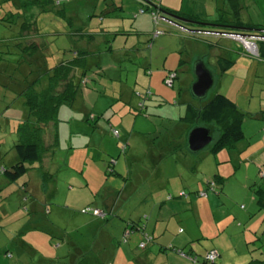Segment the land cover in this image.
<instances>
[{
    "label": "rangeland",
    "instance_id": "rangeland-1",
    "mask_svg": "<svg viewBox=\"0 0 264 264\" xmlns=\"http://www.w3.org/2000/svg\"><path fill=\"white\" fill-rule=\"evenodd\" d=\"M23 1L14 2L13 13L24 10ZM40 1H52V4H48L44 12L39 7H29L25 12L28 25H32L33 20L36 22L37 34L32 29L21 35L23 19L14 15V21H3L5 8H0V79L10 76L23 83L24 77L30 74L24 75V70L33 71L35 76L43 75L47 68L73 60L76 51L86 50L89 55L85 68L74 73L82 91L71 105H61L53 125L58 133V148L52 151L54 168L45 167L43 162L28 167L33 181L40 177L35 181L34 194L39 192V195L36 199L32 191H24L22 195V184L11 182L8 183L12 186L9 193L4 188L0 191V264H110L119 251L130 258L127 264L134 263L131 258L143 253L152 241H145L144 236L141 242L144 247L129 250L135 236L129 238L128 230L132 232L139 216L146 225L145 214L150 215V190H154L152 183L156 173L206 182L216 177L224 179L223 188L217 189L218 206L201 208L199 218L190 208L189 199L171 192L175 198L171 205L180 204L175 208L183 213L184 219L182 224L175 217L173 223L179 228L191 227L196 235L190 246L195 249L197 264H211L206 256L214 249L224 258L217 264H264V209L257 206L254 192L258 186L264 190V62L246 55L234 41H220L227 49L232 46L233 53L227 59L234 65L225 73L216 65L219 80L208 96L221 93L245 114L243 152L235 156V150L225 149L211 155L207 148L193 154L187 145L184 149H179L178 145L181 143L178 133L183 127L186 128L185 143L191 129L197 127L177 121L179 113L186 114L180 106L179 95L185 91L191 94L194 62L189 61L188 66L181 64L193 50L180 45L182 30L175 24L181 23L168 14H209L208 19L213 21L231 20L232 16L224 8L225 1ZM161 4L163 11H159V15L164 19L156 25L149 12L157 10ZM241 6L242 22L264 26V0H242ZM157 30L165 34L154 38ZM38 34L45 49L36 54L38 65H33L28 62L33 55L27 50L23 54L21 50L25 43L36 40ZM90 36L94 39H89ZM24 37L26 42L20 45ZM220 42L215 44L221 47ZM170 74L178 75L172 86L165 82ZM148 89L151 100L141 111L138 106L144 96L138 98L137 95H145ZM15 97V90L0 84V151L12 149L17 141L18 125L29 119L23 103L18 101L21 98L12 101ZM190 99L193 100L192 94ZM174 115L178 117H172ZM163 117L173 121L163 120ZM52 136L51 130L42 140L50 142ZM47 152L48 149L45 154ZM162 153L164 160L154 172V159ZM185 161L190 162V168L183 165ZM109 162L113 168L108 167ZM93 170L94 183L86 190L84 175L88 176ZM111 170L115 172L111 174ZM135 177H140L141 181ZM2 179L0 176V181ZM117 181L121 183L119 191L129 184L125 195L129 198L121 200L122 211L121 214L117 211L118 215L103 208L99 201L100 194L110 191L109 186L119 187ZM72 186L74 192H71ZM94 186L102 191L93 194L90 188ZM134 186L142 191L136 197L129 194ZM178 189L182 190L180 183ZM78 193L83 194L79 198L73 195ZM166 195L168 193L163 199ZM164 206L170 205L167 202ZM87 208L89 212L84 211ZM95 210L103 211L102 215H97ZM118 226L121 230L127 226L124 235L122 231L117 234ZM108 234L110 236L104 238ZM166 252L182 256L173 246L167 247Z\"/></svg>",
    "mask_w": 264,
    "mask_h": 264
},
{
    "label": "trees",
    "instance_id": "trees-1",
    "mask_svg": "<svg viewBox=\"0 0 264 264\" xmlns=\"http://www.w3.org/2000/svg\"><path fill=\"white\" fill-rule=\"evenodd\" d=\"M16 0H0V8H5V13L2 16L1 20L3 21H14V15L18 18L23 19L21 35L28 34L30 30L37 31L36 22L33 20L32 25H28L25 21V12L29 7H39L41 12H44L45 8L48 4H52V1H40V0H24L22 5L24 10L16 11L18 13H13L14 2ZM226 4L230 6V13L235 16L234 22H228L223 18L216 21H207L199 19L196 16L188 15L180 12H169L165 9V13L171 17H175L176 19H182L188 21L192 25H218V27L222 26L226 29H231L232 26H237L245 29L247 31L246 34L254 36L257 39V44L259 48L260 57L257 58L259 61L264 62V26L257 24H245L241 21V12L243 11V7L241 6L242 0H224ZM13 3V5H11ZM57 5H60L59 2ZM157 10L151 11L152 19L154 20L153 13L163 11L162 7L159 5L156 7ZM142 13L146 12V10H141ZM17 18V19H18ZM210 22V23H209ZM155 23V20H154ZM225 24L226 26L222 25ZM156 25H158L156 23ZM199 27V26H198ZM217 27V26H215ZM214 27V28H215ZM205 28V27H204ZM209 28V27H208ZM213 29V28H210ZM160 33L159 35H156ZM37 34V32H36ZM165 32L156 31L154 33V38L164 35ZM26 36V35H25ZM84 36V35H82ZM220 36V35H218ZM23 37V36H22ZM24 42H21L20 45L26 42V37ZM89 39H94L93 36H90ZM26 46L22 48L21 52H25L26 50L33 55L28 62L29 64L38 65L36 62L37 57L36 54L42 53L45 49V46L41 44L39 40V34L36 40H30L29 43H25ZM24 54V53H23ZM75 57L71 61H62L56 66H52L47 68V72L43 75H33V71L24 70V75L30 72L28 78H25L23 81V89L18 92V95H22L25 99V105L29 111V119H27L24 123L19 126V140L14 145V150L17 154L18 161L13 166L8 169H2V173L7 178L9 182H17L20 178L25 176L29 171V166L42 162L43 155L45 152L50 149H54L58 145V133L54 129L56 124L58 113L61 105L73 103L82 91V85L80 83H76L74 73L76 70H80L85 68L87 57L89 55L88 51L80 50L74 53ZM42 63V62H40ZM234 65L231 60L220 57L218 60V69L225 73ZM44 66V65H43ZM42 66V67H43ZM41 67V68H42ZM30 70V69H29ZM171 75V74H170ZM169 75V76H170ZM177 78V74H175ZM35 77V78H34ZM166 80V79H165ZM21 81V80H20ZM27 83V85H26ZM43 89L42 92L41 88ZM135 94V92H134ZM150 89L147 90L145 95L138 94L137 97L144 96V100L139 104V109L144 111L146 109V103L151 99ZM245 114L238 108L237 104L229 99L227 96L216 93L214 96L209 97L204 103L201 105L195 106L190 104L187 106L186 114L182 118V122L188 123L189 125H212L215 128V141L214 144L210 146L213 154H217L222 150L234 151L237 154L243 152L244 146L243 142L245 139L243 124H244ZM192 128V127H191ZM50 129H54V135L51 138L50 142L43 141V137L47 135ZM217 132V133H216ZM117 135V133H116ZM46 143V144H45ZM187 145V142H186ZM247 146V145H246ZM126 147L123 146L124 150ZM125 152V151H124ZM112 163H116L115 160ZM109 168H113L111 166V162H109ZM114 170H111L110 173L113 174ZM224 185V179L220 177H216L215 179L206 183V189L203 192L198 193L201 195L202 193H216L218 187L221 189ZM257 198V206L260 209H264V190L262 187L258 186L254 189ZM186 195L181 194V197ZM207 197V196H206ZM170 199V198H169ZM133 227V226H132ZM131 231L128 230V234ZM126 234V233H125ZM216 264V261L214 262Z\"/></svg>",
    "mask_w": 264,
    "mask_h": 264
},
{
    "label": "crops",
    "instance_id": "crops-1",
    "mask_svg": "<svg viewBox=\"0 0 264 264\" xmlns=\"http://www.w3.org/2000/svg\"><path fill=\"white\" fill-rule=\"evenodd\" d=\"M161 7H163V5L161 4ZM218 8V6L216 7ZM224 8L226 9V11H229V15L232 16L233 19L231 20H226L228 22H234V18L235 16L232 15L230 13L231 9L230 6L228 4H226L225 2V6ZM226 14V15H227ZM199 19L202 20H207L212 22L213 20L208 19L210 17L209 14H207L206 16H201L198 15L196 16ZM216 21V20H214ZM209 22V23H210ZM181 26H184L185 24L180 22ZM245 24H247L246 22H244ZM224 26H226L225 24H223ZM189 30H193V29H199V30H206V31H218V32H236V33H247V31L241 27H237V26H232L231 29H226L225 27H215L218 25H213L212 27H205L204 26H208V25H204L202 28L198 27L197 25H192V24H187L185 25ZM215 27V28H214ZM213 28V29H210ZM182 34H181V38H180V45L184 48H188L190 47L193 51L191 53H189L187 55V57L182 61L181 64L184 66H188L187 63H189V61L197 63L199 61H202L206 68L211 72L214 80H215V84L216 82L219 80L218 77V72H217V68L216 65H218V60L220 57H224V58H229L231 56V54L233 53L232 50V46H228L229 49L225 48L224 43L220 42L222 40L225 41H230L227 40L226 38H222L220 36H215L212 35L210 33L206 34H195V33H191L186 31L185 29H182ZM220 37V38H218ZM219 41L221 44V47L219 45H216L215 42ZM219 46V48H217ZM207 47L209 48V50H207ZM239 47V46H238ZM238 47L236 48L237 50ZM238 57L240 58V56L238 55ZM187 60V61H186ZM239 61V59L237 60ZM190 65V64H189ZM188 69V67H186ZM172 71V70H170ZM9 76V75H8ZM178 78V75H177ZM176 78V79H177ZM196 81L194 72L191 73V84H193ZM0 84L3 85H7L11 88V90H15V99H12V101H16L19 99L18 101H21L24 105V107L27 110V113L29 114L28 108L25 105V99L22 95H18V92L20 90L23 89V83L21 81H17L16 79H14L13 77L7 78L6 76H4V79H0ZM174 84V83H173ZM172 84V85H173ZM190 84V85H191ZM134 92H136V89H134ZM133 92V93H134ZM191 98V94H189V92L185 91L183 92L181 95H179V99L182 101V103L180 104V106L183 107L184 111H186L187 106L190 104H193L195 106H200L201 103H204L209 96L205 99V100H197L193 97L192 95V99ZM11 109V108H9ZM186 113V112H185ZM180 118L177 121H180L182 124H186L188 125V123H184L182 122V118L184 117V114L181 116V113H179ZM165 115V114H162ZM161 115V116H162ZM160 116V115H159ZM177 115H174L172 117L177 118ZM158 117V116H157ZM12 120V119H10ZM15 120V119H14ZM163 120H168V121H173V120H169L168 117H163ZM18 122V121H17ZM23 123V121L18 125V129L19 126ZM17 129V136L15 138V140H19V131ZM189 129V128H188ZM215 129V128H214ZM52 130V134L54 135L55 130L54 129H50L48 131V133ZM186 128L183 127V129L181 130V132H179L178 134L180 135L178 138L181 141V143H178L179 145V149H184L186 147V143H185V139H184V132H185ZM53 137V136H52ZM17 141H14L15 144L17 143ZM170 146V145H169ZM12 149L8 150V151H0V169H8L11 166H13L15 163H17L18 161V157L17 154L14 150V146H11ZM58 147H55L54 149H50L48 150L47 154L43 155L42 158V162L45 164V167L47 165L51 166L52 168H54V151L55 149L57 150ZM208 152L212 155V151L211 148L209 147ZM233 152V151H232ZM235 154V156H237V153L233 152ZM215 155V154H213ZM164 154L162 153L160 156H158L157 160L154 159V166H155V171L157 172L160 169V164L161 161L164 160ZM217 159V157H216ZM189 161H191L189 159ZM230 161V160H229ZM7 163L11 164L10 167H8ZM47 163V164H46ZM115 164V163H114ZM184 166L187 165V168L191 167L190 162H184L183 164ZM72 166V165H71ZM95 169V167H94ZM99 173H100V169ZM103 172V171H102ZM47 173V172H45ZM85 173V172H83ZM94 170L92 172L88 173V176L84 175V182H85V188L86 190H89L87 187H90L89 185H91V182L94 181ZM48 174V173H47ZM0 176L3 178L2 181H0V191L4 189L8 190L9 188L11 189L9 181L7 180V178L4 176L3 173L0 174ZM101 176L105 177L104 175L101 174ZM28 178V179H27ZM137 180H139V182L141 181L140 177H135ZM221 179H223L222 177H220ZM33 176L31 177L29 175V173H27L25 176H23L22 178H20L17 182H14L13 184L15 185L16 183L18 185L22 184V188L20 189L21 192L20 194H22L24 191H32V194H35V190L37 189L35 187V181L36 180H40V177L37 176V178L33 181ZM171 179V180H169ZM206 181H202L200 179H187L184 180L182 179V177L180 178L179 175H175V177H171L168 174H163V175H155L154 181L152 183V185L154 186V190H150V195L152 198V202L149 203L150 206V215L145 214V218L147 220L146 225L141 223L142 219L140 218V216L138 217V222L133 225L132 228V232L129 238H132V236L134 235L135 240L134 242L131 244L130 249H135L137 250L138 246H140L142 243V241L144 240V236H145V241H147L148 239H150L152 242L148 243L144 252L141 253L140 255L133 256L131 258V260H134V263L132 264H193L192 263V258L196 259V264L199 262L197 260L196 257H194V252L193 250L194 247L190 246V243H193L192 238H194V232L192 230L191 227H187V229L184 228H179L177 227V225L175 223H173L176 219H174L175 217H177L176 220L178 222H183V216H181V214H183L182 212H179V210L175 207H178L180 204L178 202H176L178 204V206H173L171 205V203H173L174 201V193L178 194L176 195L178 197L179 194H184L186 196L181 197L179 196V198H185V199H189L188 204L190 206V208L194 211V213L196 214V216L199 218L200 214H201V208H206L209 207V205L212 206H218V202H217V198L220 194H216V193H209L207 195V197H205V199H201V195H199L198 193L203 192L206 189ZM12 183V182H11ZM94 183V182H93ZM117 183H120L117 181ZM179 183L182 186V190L178 189L179 188ZM32 185V186H31ZM41 185V184H40ZM81 185H83V182L81 181ZM129 184H126L123 188L122 191L120 190V186L121 183L119 185V187H116L114 184H112V186H109V190L110 191H106L104 194H100V198L99 201L101 202V205L103 208H105L106 210H109L111 213H114L116 215H118L117 211H119V214H121V205L120 202L123 198H129V195L126 197V191H127V187ZM175 186V187H174ZM183 187H185L186 189H183ZM84 188V187H83ZM84 188V190H85ZM97 187L94 186L93 188H90V191L94 194L96 192L100 193V189L102 191V188L96 189ZM9 189V190H10ZM71 192H74V187L72 186L71 188ZM73 189V190H72ZM139 187L134 186L133 190L129 193L130 195L133 196H138L137 194H141L142 191H140ZM9 190L6 193H9ZM188 190V191H186ZM112 191V192H111ZM170 192V193H169ZM174 192V193H171ZM180 192V193H179ZM168 193V196L166 195L163 199L164 194ZM81 194L83 193H78V194H73L75 197L79 198L81 196ZM23 195V194H22ZM37 195H39V192H36V195H34L35 199L37 198ZM144 196V194L141 195L140 199ZM217 197V198H216ZM170 198V199H169ZM163 199V200H162ZM170 201H169V200ZM207 201V202H205ZM169 203V207L164 206L165 203ZM106 212V211H105ZM144 218V219H145ZM122 227L118 226L117 228V234H120L121 231L124 235V231L126 230L127 226H125L122 230ZM131 230V229H130ZM199 234V232H198ZM110 236V234H108L105 237ZM141 243V244H140ZM104 243L100 244L103 245ZM99 245V248H101L102 246ZM169 246H173L174 248L179 249V254L182 255L180 257L178 256H174L167 251V247ZM187 248V249H186ZM218 250L214 249L211 250L210 252H216L218 254V259L216 260V264L217 262L220 261H224V258L222 256L221 253L217 252ZM137 251H134V253ZM209 252V253H210ZM208 253V254H209ZM185 257V258H184ZM127 260H130V258L126 257L124 254H122V251H119L118 254H114V257L112 259V262L110 264H127ZM131 264V263H129ZM222 264V263H221Z\"/></svg>",
    "mask_w": 264,
    "mask_h": 264
},
{
    "label": "water",
    "instance_id": "water-1",
    "mask_svg": "<svg viewBox=\"0 0 264 264\" xmlns=\"http://www.w3.org/2000/svg\"><path fill=\"white\" fill-rule=\"evenodd\" d=\"M185 25L190 24L188 21L182 19H176ZM164 19V18H163ZM167 20V19H165ZM174 24L171 20H167ZM176 26L185 29L188 32L195 33V34H212V35H222L223 32L218 31H206V30H199L193 29L189 30L185 25L181 26L175 24ZM214 24H210L208 26L202 25V27H212ZM223 25V24H222ZM201 27V25H198ZM218 27V26H217ZM193 72L196 78V81L191 86V94L197 100H205L208 97L209 91L214 87L215 80L211 74V72L206 68L205 64L202 61H199L194 64ZM214 127L211 125H197V127L191 129L187 136V149L190 153H198L202 150L209 148L211 145L214 144L215 136H214Z\"/></svg>",
    "mask_w": 264,
    "mask_h": 264
},
{
    "label": "built area",
    "instance_id": "built-area-1",
    "mask_svg": "<svg viewBox=\"0 0 264 264\" xmlns=\"http://www.w3.org/2000/svg\"><path fill=\"white\" fill-rule=\"evenodd\" d=\"M153 16H154L155 24L156 23L158 24L160 22V20L163 19L162 17H160L159 12L153 13ZM168 23L172 24L170 22H168ZM159 34L160 33H157L156 35H159ZM220 37L236 42L241 48H243L246 55H249L255 59L260 57L259 48H258V44H257L258 38L251 36L249 34H232V33H223L222 35H220ZM175 77H176L175 74H171L170 76H168L165 80L166 84L169 86H172L173 79ZM201 196L206 197L207 195H206V193H202ZM84 211L89 212V209L87 208ZM95 213L97 215H102V212L99 210H95ZM141 246L144 247V244H141ZM217 259H218V254L216 252H210L206 256V261L211 263V264H213ZM192 263L195 264L196 259H192Z\"/></svg>",
    "mask_w": 264,
    "mask_h": 264
},
{
    "label": "bare ground",
    "instance_id": "bare-ground-1",
    "mask_svg": "<svg viewBox=\"0 0 264 264\" xmlns=\"http://www.w3.org/2000/svg\"><path fill=\"white\" fill-rule=\"evenodd\" d=\"M103 212V211H102ZM107 214V213H106ZM105 218V217H104ZM107 218V217H106ZM192 259H194V258H192ZM196 264V263H195ZM214 264V263H213Z\"/></svg>",
    "mask_w": 264,
    "mask_h": 264
},
{
    "label": "clouds",
    "instance_id": "clouds-1",
    "mask_svg": "<svg viewBox=\"0 0 264 264\" xmlns=\"http://www.w3.org/2000/svg\"><path fill=\"white\" fill-rule=\"evenodd\" d=\"M223 33H227V32H223ZM232 34H235V33H232Z\"/></svg>",
    "mask_w": 264,
    "mask_h": 264
}]
</instances>
